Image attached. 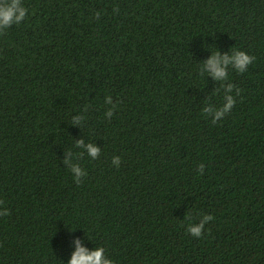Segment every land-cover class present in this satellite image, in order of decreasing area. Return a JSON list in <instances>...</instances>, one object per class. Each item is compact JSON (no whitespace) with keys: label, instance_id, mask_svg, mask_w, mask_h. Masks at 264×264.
Masks as SVG:
<instances>
[{"label":"trees","instance_id":"trees-1","mask_svg":"<svg viewBox=\"0 0 264 264\" xmlns=\"http://www.w3.org/2000/svg\"><path fill=\"white\" fill-rule=\"evenodd\" d=\"M22 4L0 33V264H68L77 240L113 264H264V0ZM233 49L246 72L201 75Z\"/></svg>","mask_w":264,"mask_h":264},{"label":"clouds","instance_id":"clouds-1","mask_svg":"<svg viewBox=\"0 0 264 264\" xmlns=\"http://www.w3.org/2000/svg\"><path fill=\"white\" fill-rule=\"evenodd\" d=\"M114 11H118V9H114ZM28 13V9L23 6L22 0H0V33H3L7 28L11 27L13 24L21 23ZM100 13H96V18H99ZM255 60V56L249 55L245 51L235 50L231 51V55L228 53L221 54L218 50L212 52L210 57L203 62L200 66L201 75L205 73L207 75H211L216 81H223L229 78L228 70L229 68L234 69L236 72L244 73L247 71L248 66L253 63ZM235 89V93L237 96L240 95L242 89L237 88L233 84H228L226 88L225 95L223 97L224 103L221 107L213 109V107H205L203 109V113L211 116L212 123L216 124L217 121L221 120L226 113H229L234 107L236 101L233 95L229 94L233 92ZM110 100V97H109ZM116 105H113L115 108ZM109 117L112 116V110H109L107 113ZM84 117L76 116L72 118V123L80 124L81 120ZM76 146L86 147L89 156L92 159H97L100 154V149L97 148L94 144L89 143L87 145L84 144L83 140L77 141ZM67 157H72L73 154L68 151L66 153ZM82 153H77L75 158L81 157ZM64 163L69 165V171L74 173V179L77 184L81 183V177L87 175V173L82 170L80 165L72 164L71 159L66 158ZM121 163V158L119 156H114L112 158V164L116 167H119ZM205 165L200 164L197 167V172L200 175H203V169ZM3 203V201H0ZM8 211L5 210L0 215H8ZM214 217L211 215H203L200 219L199 224H189L186 231L190 233L194 237H201L203 234V229L205 224L208 221L213 220ZM68 264H113V261L105 256V248L104 247H96L94 250L89 251L87 248L81 246V241H76V249L72 253L71 259L68 261Z\"/></svg>","mask_w":264,"mask_h":264}]
</instances>
